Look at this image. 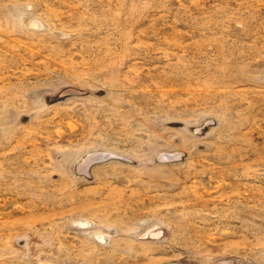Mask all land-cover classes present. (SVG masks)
<instances>
[{
  "label": "rangeland",
  "instance_id": "374dc122",
  "mask_svg": "<svg viewBox=\"0 0 264 264\" xmlns=\"http://www.w3.org/2000/svg\"><path fill=\"white\" fill-rule=\"evenodd\" d=\"M0 264H264V0H0Z\"/></svg>",
  "mask_w": 264,
  "mask_h": 264
}]
</instances>
